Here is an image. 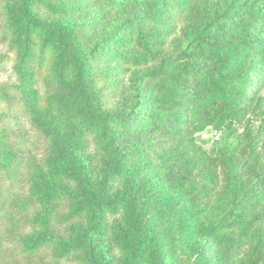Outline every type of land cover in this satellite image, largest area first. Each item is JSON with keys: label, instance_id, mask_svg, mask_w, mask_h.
I'll list each match as a JSON object with an SVG mask.
<instances>
[{"label": "trees", "instance_id": "16d2710c", "mask_svg": "<svg viewBox=\"0 0 264 264\" xmlns=\"http://www.w3.org/2000/svg\"><path fill=\"white\" fill-rule=\"evenodd\" d=\"M103 1L117 9L142 0ZM44 2L7 0L3 15L19 27L4 23L0 32L16 53L15 68L24 84L38 72L44 87L52 90L54 81L62 79L58 74L70 73L74 85L68 94L73 99L62 112L72 126L64 135L56 121L61 108L49 101L51 93L47 103L52 109L32 115L33 128L46 136L47 144L40 152L32 149L22 164L26 181L17 177L16 185L29 184L32 209L26 205L25 213L33 220L31 228L39 229L23 232L20 220L12 225L16 195L5 197L0 186V264H47L35 259L39 249L51 243V251L57 250L65 242L47 221L46 208L52 205L62 209L50 214L52 220L73 234L55 258L83 253L85 259L74 264H114L105 259L98 240L105 233L120 236L119 245L130 256L121 264H166L162 235L152 237L154 222L147 212L152 202L162 206L161 218L177 217L184 226L198 209L204 240L220 238L229 251L239 249L244 264H261L264 0H151L154 8L165 11L156 9L146 24L132 19L90 53L69 39L61 23L36 11ZM176 15L182 28L174 48H168ZM98 53L101 58L111 55L125 68L130 110H95L100 91L92 83L91 60ZM147 80L153 86L143 102ZM209 130L223 133L214 155L200 142V135ZM130 134L143 139L156 159L134 163L124 142ZM90 146L102 155L105 171L84 151ZM154 172L156 180L149 182L147 175ZM138 174L146 175L142 188L135 186ZM6 176L11 174L0 171V181ZM117 182L122 183L120 189ZM12 236L26 250L21 251L24 256L14 255ZM222 263L223 257L215 261L204 255L199 262Z\"/></svg>", "mask_w": 264, "mask_h": 264}, {"label": "rangeland", "instance_id": "374dc122", "mask_svg": "<svg viewBox=\"0 0 264 264\" xmlns=\"http://www.w3.org/2000/svg\"><path fill=\"white\" fill-rule=\"evenodd\" d=\"M6 1L0 0V31L4 23L13 25V23H10V19L5 18L3 15L5 14ZM43 1L45 2L42 6L37 5L38 10L36 8V11H39L38 13L51 21L61 23L68 32L69 39L76 43L75 45H79V48L86 53H90L92 47L99 41L115 33L122 25L129 23L132 19L138 23L146 24L149 23L148 19L155 18L154 12L156 9L165 11L164 8H154L150 2L151 0H142L136 6L126 2L125 5L117 9L110 6L106 7L103 0ZM167 16L168 14L165 15V17ZM171 26L174 27V34L168 40V48H174L173 42L182 28V22L177 15L173 18ZM17 27L19 26H12L14 29ZM106 50L109 52V47ZM101 54L98 53L96 58L91 60L92 75L94 77L92 83L100 91L98 94L100 102L95 107V110L122 108L128 111L132 105V101H130L132 94L125 89L128 85L124 74L125 68L122 67L120 62L113 59L111 55L104 53L103 56L105 58H101ZM16 58V53L4 42L0 32V160L2 162L0 163V171L11 174V176H6L0 181V186L5 189V197L16 195L17 205L14 209H11V212L13 211L11 217L12 225H16L20 220L21 226H24L23 232L28 231L35 234L39 228H31L33 220L25 213L26 205H28L29 201L28 192L30 186L29 184L24 187L16 185L17 177L26 181V172L22 169V164L32 149L40 152L45 149L47 144L46 136L39 131L36 132V128H33L32 115L40 110L50 111L52 109H49L51 106L47 103V96L51 93L52 99L49 101H54L53 106L56 107L58 105L61 108L60 113H62L56 121H58L60 128L63 129V134L67 135V127L68 125L72 126V124L68 120V115L62 111L63 109H69L67 104L69 103L68 101H72L73 94H68V90H70L71 86L73 87L74 81L69 72H65L63 76L58 74L62 79L54 81V87L51 90L44 87L40 73L37 72V74L31 75L28 83L24 84L15 68ZM68 76L71 78V82ZM143 86L144 97L141 101L144 102L150 98V91L153 85L147 80L143 83ZM61 101H63V104L59 105ZM123 101H126V103H123ZM124 142L128 145V151L133 156L132 161L134 163L156 159L154 152L150 150V146L143 139L130 134L124 137ZM200 142L206 150L214 155L223 144V133L209 130L200 135ZM87 148L84 151H88L87 155H89L91 162L103 165V157L100 153H97L98 150L91 146ZM102 167L103 171H105V161ZM155 173L157 172L152 173L150 176L147 175L149 182L156 180ZM136 178L135 186L142 188L143 183L145 184L146 175L138 174ZM121 185L122 183L117 182L115 187L120 189ZM28 207H30V210L32 209V201ZM161 207L160 204L149 203L147 212L153 217L152 237L155 238L156 236L158 238L159 234L162 235L159 243L162 246L163 243L166 245L164 248L166 264H199L202 255L206 259L215 261L223 257L222 264H244L240 259L238 248L229 251L227 245L223 244L220 238L204 240L203 231L201 230V217L197 214L198 209L192 210L190 214L196 215V217L184 226L182 220H178L177 217L167 215L161 218L159 214ZM61 210V207L53 205L46 208L49 213V220L47 221H51V226L56 229V236L62 235L64 236L63 240H65V242L61 243V246L57 247V250L52 249L51 251V243L43 245L39 249V255L35 259L47 264H74V261L85 259L87 256V254L83 253H70L61 259L54 257L56 254L61 253L62 246L72 241L71 237L73 235L72 232L67 234L65 226L62 227L52 220V215L61 212ZM117 217L118 219L120 218V216ZM184 218L186 219L187 216ZM167 222L168 225L165 228L164 225ZM164 229H166L165 232ZM10 240L12 249L17 250L14 255L18 257L24 256L22 252L26 253V250L19 246V240L13 236ZM98 240L103 245L107 261L121 264L126 256L127 261L130 260L128 253L119 245L120 236L111 234L107 236L104 233V236ZM205 245L206 248H203ZM261 264H264V259L261 260Z\"/></svg>", "mask_w": 264, "mask_h": 264}]
</instances>
